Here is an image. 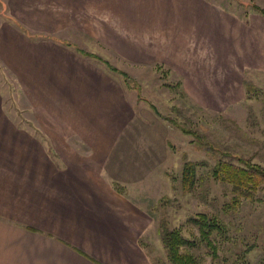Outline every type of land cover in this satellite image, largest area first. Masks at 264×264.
Returning <instances> with one entry per match:
<instances>
[{
  "label": "rangeland",
  "instance_id": "obj_1",
  "mask_svg": "<svg viewBox=\"0 0 264 264\" xmlns=\"http://www.w3.org/2000/svg\"><path fill=\"white\" fill-rule=\"evenodd\" d=\"M254 5L264 0H0L5 116L35 127L42 147L83 151L116 173L143 215L151 264H169L160 230L172 228L195 241L182 249L199 264L264 260V187L233 206L232 186L212 175L220 159L264 166V13ZM199 213L224 225L210 234L216 257L190 221Z\"/></svg>",
  "mask_w": 264,
  "mask_h": 264
},
{
  "label": "crops",
  "instance_id": "obj_2",
  "mask_svg": "<svg viewBox=\"0 0 264 264\" xmlns=\"http://www.w3.org/2000/svg\"><path fill=\"white\" fill-rule=\"evenodd\" d=\"M4 109L0 102V264H151L143 215L114 187L116 173L83 151L42 147L35 127L22 130Z\"/></svg>",
  "mask_w": 264,
  "mask_h": 264
},
{
  "label": "trees",
  "instance_id": "obj_3",
  "mask_svg": "<svg viewBox=\"0 0 264 264\" xmlns=\"http://www.w3.org/2000/svg\"><path fill=\"white\" fill-rule=\"evenodd\" d=\"M254 8L261 13H264V7L254 5ZM84 55L92 56L101 60L111 71L118 72L127 80V75L119 71L118 68L111 65L107 60H104L99 55L85 50H80ZM157 115L159 112L151 106ZM242 164L234 163L232 160H218L212 167V175L216 179H221L228 182L232 186L234 193L232 204L240 202L241 198H252L256 191L264 187V166L249 161H243ZM195 164L186 162L182 169V182L185 188H190L194 183ZM190 221L197 227L199 237L210 248V253L216 257V246L210 239L212 231H220L224 228L222 222L215 215L199 213L190 217ZM162 242L166 249V257L169 264H199L195 254L183 250L186 245H195L194 240L185 237L180 229H163L160 230ZM161 264V263H160ZM256 264H264V260L260 259Z\"/></svg>",
  "mask_w": 264,
  "mask_h": 264
}]
</instances>
